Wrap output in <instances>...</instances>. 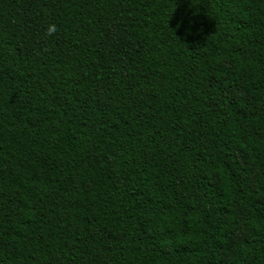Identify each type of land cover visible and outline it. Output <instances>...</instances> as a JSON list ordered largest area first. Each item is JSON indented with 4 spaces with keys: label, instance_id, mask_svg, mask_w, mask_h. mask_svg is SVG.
<instances>
[{
    "label": "trees",
    "instance_id": "1",
    "mask_svg": "<svg viewBox=\"0 0 264 264\" xmlns=\"http://www.w3.org/2000/svg\"><path fill=\"white\" fill-rule=\"evenodd\" d=\"M0 264H264V0H0Z\"/></svg>",
    "mask_w": 264,
    "mask_h": 264
},
{
    "label": "clouds",
    "instance_id": "2",
    "mask_svg": "<svg viewBox=\"0 0 264 264\" xmlns=\"http://www.w3.org/2000/svg\"><path fill=\"white\" fill-rule=\"evenodd\" d=\"M57 31L56 26L54 24H50L46 29V34L51 36L53 33Z\"/></svg>",
    "mask_w": 264,
    "mask_h": 264
}]
</instances>
